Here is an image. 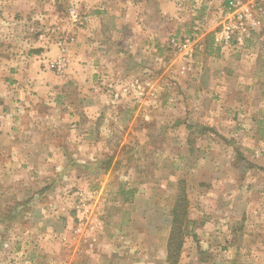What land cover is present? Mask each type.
Wrapping results in <instances>:
<instances>
[{"label": "rangeland", "instance_id": "obj_1", "mask_svg": "<svg viewBox=\"0 0 264 264\" xmlns=\"http://www.w3.org/2000/svg\"><path fill=\"white\" fill-rule=\"evenodd\" d=\"M95 1L90 14L88 0H0V94L29 57L59 79L56 104L37 100L18 129L21 145L51 134L60 169L0 173V264H168L182 191L196 224L178 264H264V26L222 47L203 4L174 0L182 25L159 28L154 45L100 35L92 75L73 45L120 10ZM234 183L230 224L217 198Z\"/></svg>", "mask_w": 264, "mask_h": 264}, {"label": "crops", "instance_id": "obj_2", "mask_svg": "<svg viewBox=\"0 0 264 264\" xmlns=\"http://www.w3.org/2000/svg\"><path fill=\"white\" fill-rule=\"evenodd\" d=\"M88 1L90 2V14H93V7L97 2L95 0ZM104 1L106 5L115 2L114 0ZM177 1L179 2L180 0H176V2ZM192 1H195L196 4H203L206 12L212 16V19L221 17L224 14L227 4L226 0H191V2ZM115 3L118 4L117 8H120V10H116L117 25H107L92 18L90 19V24L80 32L77 40L78 45H73L75 51L71 53L72 60L79 59V56H83V53L88 51L85 57L88 62L86 72H91L92 75L97 72L95 67H93L95 65L94 63L97 61L95 59L97 58L93 57L95 51L92 49L95 41L98 40L100 35L103 39L109 41L111 38L115 39L117 33L119 36L120 32H122L125 45L128 44L129 38L131 39L132 45H135L141 42L142 39L146 41L145 36L148 35V43L154 45L155 42L158 41L157 30H159V28H163L164 30H167V28L172 29L174 25L180 27L183 22V18L179 13L181 10L175 5L174 0H133L131 2L128 0H116ZM151 9H154L157 14L155 21L149 20L150 15H152ZM129 34H131V37L127 38ZM165 35L166 34H164V39ZM106 36L108 38H106ZM79 46L82 49L78 50ZM50 48L53 54L57 53V47L55 45H52ZM75 54H77L78 57ZM27 60L28 62L26 64L22 63L23 65L21 64L20 68L10 70L9 72V75L12 77L10 79H12V82L13 79L17 81V85H11L9 91L6 93L3 91L2 93H4V96L0 94L2 98L4 97L0 101V173L2 171L15 173L22 167L27 168L26 172H39L40 174L48 173L50 168L53 170L54 167L55 171H60V169L56 167L55 157H58V152L53 144L54 138L50 136L51 134H46V136L43 134L40 137L33 135L31 139L29 138L30 142L28 144L21 145L19 143V141L21 142L23 139L22 135H20L22 133L19 131L23 123V113H25L28 107L33 105L37 100L48 102L49 105H51V102H53V105L56 104L52 101L53 85L59 81L54 74L40 68V65L33 57H29ZM48 136L49 138L51 137L50 141H47L45 138ZM24 153L26 155H24ZM233 189L234 190L231 191L230 187L227 198L220 197V193L217 198L220 206V201H223L225 204L227 203L228 212H225L224 207L222 210L220 207L217 213L223 211V213L227 215V221L230 222V224H232L234 220H237L236 209L238 205L242 204V198L238 196L235 191V183L233 184ZM46 195L47 194L41 196L42 198L39 200L36 199V202L32 201V199L28 200L27 203L29 204L27 205H32V203L40 204L43 197ZM218 218L220 221H225L220 218V215ZM232 231L233 232L229 234L234 236L236 233L234 232L235 229Z\"/></svg>", "mask_w": 264, "mask_h": 264}, {"label": "built area", "instance_id": "obj_3", "mask_svg": "<svg viewBox=\"0 0 264 264\" xmlns=\"http://www.w3.org/2000/svg\"><path fill=\"white\" fill-rule=\"evenodd\" d=\"M224 14L213 19L215 42L222 47L243 45L256 30L264 26V0H226ZM193 42L185 40L180 50L193 53Z\"/></svg>", "mask_w": 264, "mask_h": 264}, {"label": "trees", "instance_id": "obj_4", "mask_svg": "<svg viewBox=\"0 0 264 264\" xmlns=\"http://www.w3.org/2000/svg\"><path fill=\"white\" fill-rule=\"evenodd\" d=\"M189 205L190 202L184 191H182V193L178 195L175 206L172 210L173 227L168 242V264H178L184 245V237L192 231L190 230L187 234L188 228L190 227V224H196L194 220H190L189 218ZM184 227L185 230L183 231Z\"/></svg>", "mask_w": 264, "mask_h": 264}]
</instances>
